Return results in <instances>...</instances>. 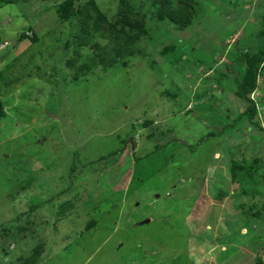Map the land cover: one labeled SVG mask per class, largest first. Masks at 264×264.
<instances>
[{"label":"rangeland","instance_id":"rangeland-1","mask_svg":"<svg viewBox=\"0 0 264 264\" xmlns=\"http://www.w3.org/2000/svg\"><path fill=\"white\" fill-rule=\"evenodd\" d=\"M121 1L0 0V264L264 263V71L252 121L239 95L264 0H128L143 51L79 81L66 69L76 21L57 7L115 24ZM165 1L186 5L185 25L160 20ZM154 113L167 148L147 165L132 142Z\"/></svg>","mask_w":264,"mask_h":264},{"label":"trees","instance_id":"trees-1","mask_svg":"<svg viewBox=\"0 0 264 264\" xmlns=\"http://www.w3.org/2000/svg\"><path fill=\"white\" fill-rule=\"evenodd\" d=\"M11 3L12 0H1V5ZM120 5L115 24L110 23L103 14L90 5H82L71 9L68 7L70 2H66L57 7L58 21L64 22L71 18H75L76 21L73 26L74 35L71 46H76L77 51L67 59L66 69L73 76L79 78V81L88 76H93L96 71H106L115 67L119 61H124L123 65H125L127 58L143 51L142 43L148 35L145 30L144 16L128 0H122ZM160 6V14L158 15L160 20L168 19L180 27L186 24L189 18V9L185 7L186 5L184 6L181 3L179 8H173L171 2L165 1L161 2ZM261 18H263V28L258 32L261 47L258 52L248 56L245 85L239 94L242 99L250 104L247 111L242 114L243 119H249L250 121L258 114V109L247 95L255 92L258 86V78L262 70L264 71V16ZM83 50H88L86 60L90 61V64L79 63L80 61H86L81 56ZM81 68H84V70H81ZM75 80L78 79L75 78ZM2 112L3 106L0 105V118ZM261 133L264 135L262 127ZM263 138L261 136V139ZM233 175L235 177L234 173ZM2 231H5V229L2 228ZM38 258V254L35 253L31 258H26L23 263L38 264L40 262ZM256 264H264L262 258L258 257Z\"/></svg>","mask_w":264,"mask_h":264},{"label":"crops","instance_id":"crops-1","mask_svg":"<svg viewBox=\"0 0 264 264\" xmlns=\"http://www.w3.org/2000/svg\"><path fill=\"white\" fill-rule=\"evenodd\" d=\"M152 116H154V117L156 116L155 119H152L154 121V123H150V124L148 123V125H144V124L141 123V125L143 126V129L141 131L142 132H143V130L145 131V132H143V133H145V136L143 138V139H145V141H142L143 139H141L139 137V138H136V140H137L136 142H135L134 139H133V142H132V145H134V147L132 149L133 154L135 155L136 152H141L142 153L141 154V158L140 159L137 158V160L141 161L142 157H144V160H146L147 165H148V161L151 160L149 158L151 156L156 155L155 151L158 148V145L160 146L159 147V149H160L159 152L167 148V146H166L167 144H165V142H164V133L162 131V128H165V129L167 128L166 127L167 124L164 122V120H166V118L163 119V120H160L159 116L156 115L155 113ZM160 126H162V128L158 129V127H160ZM148 145H150V146L152 145V146H151L150 149L147 150V146ZM124 154H126V151H124ZM137 160H136V158L131 160V167H130L129 171H128L127 166L125 168H123L122 171H123L124 174L122 175V178H120V180H119V181H121L120 184L125 183L124 186L127 185L125 188L126 189L129 188V190L131 189V187L136 182L134 166L136 167ZM126 165H127V162H126ZM111 167H112L111 164H106V166L99 165V168L102 171V173L106 172L107 168H111ZM120 167H122V166H120ZM103 177L104 176L101 175V178H98V179L101 180ZM124 186L123 185H119V187L121 189L120 191H115L118 187H115V189H112L113 190L112 195H115L118 198L120 196L119 200L122 201V203L120 204V207L121 206L127 207V204L124 205L123 199L126 200L127 203H129L130 198H131V197H128V196L125 195L127 190L123 189ZM134 193H135V196H136V194H137L136 190H135ZM123 195H125L126 197H123ZM138 196L140 198V194ZM154 201L155 200L149 201V205L153 206ZM137 206H141L140 203Z\"/></svg>","mask_w":264,"mask_h":264}]
</instances>
